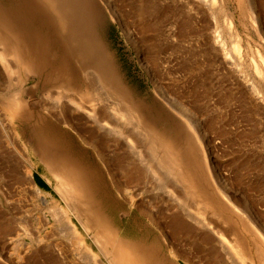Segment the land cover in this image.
Instances as JSON below:
<instances>
[{"label":"rangeland","instance_id":"1","mask_svg":"<svg viewBox=\"0 0 264 264\" xmlns=\"http://www.w3.org/2000/svg\"><path fill=\"white\" fill-rule=\"evenodd\" d=\"M222 1L215 4L217 22L215 25L209 22L207 32L210 34L209 30L215 28L226 41L224 11L231 16L232 25L247 48L242 66L247 77L258 81L264 97V73L263 78L257 76L251 64V58L257 59V52L264 55V0ZM102 5L99 0H77L73 7L64 5L62 16L49 0H0V264H177L167 258V251L158 247L159 230L148 214L155 217L157 209H162L197 232H202V227L189 216V209L195 210L197 197L184 191L179 170L168 156L170 152L163 151L162 145L147 133L149 125L164 134L175 142L174 153L179 149L181 155L183 137L189 134L184 119L158 96L153 81L166 86L172 94L191 89L194 96L209 104L208 124L215 131L212 141L217 139L213 142L212 157L224 176V185L230 195L236 194L235 198H239L236 200H240L247 186L250 192L256 189L251 199L261 208L260 215L264 218V194H260L262 188L264 192V99L255 96L249 99L248 87L225 75L219 58L204 45L207 36L196 24L199 15L189 13L184 3L141 0V14L133 21L134 26L132 22L129 24L130 29L114 20ZM220 6L223 11H219ZM173 24L176 25L174 36L169 32ZM191 24L198 31L188 27ZM145 36L151 41L149 49L155 48L153 65L146 52L148 48L142 53L139 49ZM146 66L155 69L154 80ZM91 89L97 95V104L116 102L119 108L113 117L111 111L104 114L106 118L100 117L106 126L117 120L120 130L117 134L121 135L113 139L107 134L98 135L103 152H96L84 139L89 124L85 115L67 109L69 97L89 105L87 93ZM11 93L18 95L19 108L22 105L23 110L28 106L37 108L38 116L30 124L35 123L43 148L50 144L58 151L43 152L45 160L54 155L57 164L79 173L86 190L84 195L89 200L87 206L73 201L66 191L63 194L62 187L66 188L61 178L46 167L44 159L26 152L30 146L21 133L14 138L18 131L24 130L26 134L27 122L10 121L7 108L13 105ZM128 130L133 137L132 152L118 141L126 137ZM21 143L26 145L25 152H16L23 147ZM198 153L208 181L210 178L215 186L208 156L203 158L205 152ZM182 168L184 174L191 175L184 164ZM28 169L39 193L27 179ZM113 181L126 189V195L133 196V204L117 191ZM172 183L178 186L175 193L179 202L173 201L167 192ZM219 197L216 193L211 199ZM94 209L96 215L84 214ZM241 226L235 225L244 237L246 231ZM102 227L110 229L111 238L115 244H121V249L113 247L108 239L107 245L99 242ZM146 239L153 246L150 250L144 246ZM133 245L140 247L139 255L152 260L132 263V257L137 254L132 251ZM253 250L264 257L263 244ZM121 252L131 261L127 263L124 259L120 263L117 254ZM180 252L183 258L194 262L186 252ZM178 261L185 264L181 258Z\"/></svg>","mask_w":264,"mask_h":264},{"label":"bare ground","instance_id":"2","mask_svg":"<svg viewBox=\"0 0 264 264\" xmlns=\"http://www.w3.org/2000/svg\"><path fill=\"white\" fill-rule=\"evenodd\" d=\"M49 1L52 3L54 10L57 11L58 14H61L63 16L64 15L63 14L64 5H69V7H73L72 5H74L77 0H49ZM99 1L101 2V4H103L102 6H104L107 9V11H109V14L114 18V20L121 23L125 29H127V27L130 26L129 24L131 22L133 23L134 21L135 23V21L139 19V14H141V9H142L141 0H99ZM176 1L184 3L187 6V9H188L187 11L189 13L194 14V15H199L197 16L198 22L196 24H198V29H200L203 32L204 36L205 37L207 36L206 41H204V45L206 46V48H208L209 51L211 50V52H213V54L216 56V59L219 58L218 59L219 65L224 69L225 75L232 77V79L235 80L236 83L239 85L240 83L241 84L244 83L248 87L247 95L249 99H252L253 98L252 96H255L256 98H259V99H264L263 95H261V89H260L261 87L258 81L254 79L253 77H247L244 67L242 66L243 55L247 52V48L245 47L246 44L243 45L242 36L237 31V29L234 28L235 25L234 26L232 25L233 22H232L231 16H229L228 13L224 11L225 14H227L225 18V22H226L225 24H227V29H226L227 35L225 34L227 38L226 41L223 39L220 33L216 31L215 28H212L209 30L210 34L207 32V29L209 28L208 23L212 22L215 25L217 22L216 21L217 12L214 10L217 0H176ZM220 2H223V1L220 0ZM222 4L224 5V3ZM223 10L224 8L222 9V7L220 6L219 11H223ZM206 18H209L208 19L209 21L206 20ZM134 23L131 26H134ZM73 26L75 29L77 28L75 25ZM188 27H193L195 30L197 29L196 26L194 27V24H191ZM175 29H176L175 24L169 27V32L173 36H174V32L176 31ZM134 30L132 28V31ZM187 31L188 30L186 29V33H188ZM191 31L193 32V30ZM77 33L79 35V32ZM133 35L134 34H132L131 36ZM137 37H139V34L137 35ZM149 41H150V38L148 39V37L145 36L144 42L140 43L141 47L139 49L141 53L143 51H146L145 50L146 48L149 49ZM148 49L146 52H148L149 57H150V63L151 65H153L152 62H153V58L155 55V48L152 50L149 49L150 51ZM10 62L12 61L10 60ZM251 64H252L254 73L257 76L263 78L264 55L257 52V59L254 60L251 58ZM98 66L99 67L101 66V63L99 60H98ZM150 66H146V68L148 69V71L150 72L154 80L155 79L154 74H156V71ZM99 69L101 70V68ZM106 81H109V80L106 79ZM153 82H154V89L156 93L158 94V96L175 113H177L184 119V122L188 129L189 134H186L183 137V141H182L183 154L181 155V152L179 151V149H176L174 153L173 148H175L174 146H176V144L174 145L175 142H172L166 139L164 137L165 136L164 134L158 132L157 130L153 129L149 125L146 126V130L148 131L147 133H149L150 136L154 138V140L156 139V141H158V143L162 145L164 149L163 151L168 152V153L170 152L168 156H170L171 160L170 159L169 160L173 161V164H174L173 167L177 166L179 170L178 171L179 178H180L179 180L184 184V188H183L184 191L187 192L190 196L197 197V199L195 200L196 207L195 205L192 206V207H195V210L190 211L189 209L190 207L189 208L187 207V208L189 209L190 218L193 219L191 220L194 221L196 224H198V226L202 227V232H197L194 229V227L190 226V224L188 225L184 220H181L176 215L169 216L162 209L160 210L157 209L156 211L157 216L154 217L152 216L153 214L152 215L148 214V215H149V219L151 220V222L159 230L157 237H156V242H157L158 247L159 248L162 247V249L167 251L166 253L167 258L171 259V261L174 260V262L177 264H180V262L178 261L180 258L185 261V264H193V263L194 264H264V261H263L264 257L261 256L258 251L253 250V249L258 248V246L261 244H263L264 246V218L263 216H261L262 214L260 215L261 208H259L257 204L255 205L251 199L253 196H255L256 189H255V192L253 191L250 192L247 190V187L249 186L246 187V190H244L245 188L244 189L242 188L243 191L241 190L242 192H241V195L239 196L240 200H236V198H238V197L235 198L236 194L230 195L228 193L224 185V181L222 179L224 176H222L221 173L218 171L217 165L215 164L213 157H212V152H214V146H215L213 142H215L217 139L215 141H212V136L214 135V134L212 135V133H214L215 131L213 132V127H210V125L208 124L207 118L211 112L209 104L206 103L204 99L202 98L198 99L196 96H194L191 92V89L187 90L186 88L184 92L182 93L179 92L178 94H172L169 90L166 89V86H161L157 84L155 81ZM198 87H201V86H198ZM90 91H91L90 94L87 93V98H88L87 100L89 101V105L84 106L81 104L82 103L81 100L75 101L74 99L73 101L72 97H69L70 102H68L69 104L67 105V107L69 108L67 109H69L70 112H73V113L79 112L82 115L83 114L85 115V119L86 121L89 122V124H87L88 128L86 129V133H87L86 136L88 138H86L85 136L84 139L87 143L93 146L96 152H103L99 147V143L97 139L98 135L107 134L111 137V138L109 137L110 139H113L114 136L116 135L117 136H121V135L117 134V133H120L119 128L117 129V126H116V124H118L117 120L113 118L115 121L114 120L111 121L112 125L106 126L105 123L101 122L100 117L110 111H111L110 113H112V116L110 117H113L114 112L117 113L119 111V108L116 107V102H113V105L97 104L99 103L98 100H96L97 95L95 94V92L93 93L92 89ZM204 92H206V89H204ZM11 94L12 95H9V97L14 106L12 105V107L7 108V110H9L10 121L13 123L14 121L17 120L18 122H20L19 124H21V122H27L26 127H25L26 134L24 130L20 132L18 131V133H15L14 138L17 139L16 136H18V134L21 133V135L25 138L26 143L30 146V148H28L26 152H33V154L35 153L38 159L41 158L42 160L43 159L45 160L46 155L43 152H58L56 151V148L51 147L50 144H48V148L47 147L43 148V144H42L43 139L39 137L35 123L32 121L30 124V121L33 120L36 116H38L37 108H34L33 106H28L27 109L23 110L24 105L20 106L19 108L18 104H20V101L17 97L18 95L15 93H11ZM117 98L115 99L117 100ZM102 102L105 103V100ZM110 105L112 109L109 107ZM62 113L64 114L63 117H66L64 110H62ZM127 116L130 117V114ZM81 117L82 116H80L79 118ZM70 119L71 118H69V120ZM125 125L123 124V127ZM1 126H3V123ZM14 126L17 127L15 123H14ZM130 131L131 130H128L126 137L124 136L123 139L118 138V141L121 140L124 143L125 147H127L128 152H132V148H133L132 147L133 137ZM148 138L147 140L145 139L146 143L148 141ZM152 141L153 139L150 140V142ZM21 144L23 147H21L20 150H17L16 152H25L26 145H24L23 143ZM198 152H205L203 153V158L208 156V159L210 161V172L212 174L211 176L215 180L214 181L215 186L210 181V178L208 181L207 174H206L207 172L206 167H204L202 159ZM47 158L48 159L45 160L46 167L51 172L55 171L56 176H59L61 178L60 181L66 188L64 190L61 185L59 186V187H62L63 194H65L64 191H66V194L68 195V197L72 198L73 201L76 200L78 204L84 202L87 206V201L89 200L86 199L84 195L86 190L82 184V180L79 177V173L75 171L74 169H70L69 167L64 166L63 164H57L56 157L54 155H51L50 157H47ZM102 159L105 160L103 157ZM26 160L30 161L29 158H26ZM105 163L110 169L108 162H105ZM182 164H184L186 169L191 172V175H189L190 177L188 176V174H184L182 172V169H183ZM240 169H242V167ZM231 172L233 173L232 170ZM25 173H26V176L29 182H31V187L33 188V190L39 193V187H37L36 184L33 183L31 170L28 169L26 170ZM257 182L258 181H255V183ZM114 185L116 186V189L119 193H123V197L127 201H129L130 203L132 202V204L135 202L133 196L131 197L130 195H126L125 188L121 187L120 185L115 184V182H114ZM171 186L172 188H166L168 189L167 192L169 193V196H171V199L173 201L179 202L177 198V194L175 193L179 191L177 188L178 186L176 187L174 183H172ZM179 187L181 188V186ZM255 188L258 189L259 187L256 185ZM128 193H130V191ZM216 193L219 194L220 197L214 200L211 199V197L215 196ZM260 194L261 195L264 194L263 188L261 189ZM96 210L94 209L92 213L84 212V214L91 216L94 213V215H96L97 214ZM207 213L209 214V216H207L208 215ZM213 216L216 218L217 221L214 220L215 218L212 219ZM238 222L242 225L241 226L242 229L246 231L244 237H242L243 235L242 233L237 232L238 228H236L235 225L239 224ZM111 234L112 232H110V229L102 227V232L98 235L99 237L97 236L99 242L102 244L106 243L107 245V239H108L109 241L113 243V247L115 248L119 247L121 249L122 248L120 246L121 244H115V240L114 238H111L112 237ZM144 246L147 247V249L149 250L153 248V246L148 241L146 242V244H144ZM139 249H140L139 246H136V245L132 246V251L136 253ZM180 250L183 251V253L186 252L187 253L186 255L193 257L194 262H189L188 259L183 258V255L181 254ZM117 255L119 256L117 260H119L120 263L124 259H125V262L127 263L128 261H131V258L129 256H126L123 252H121V255L120 253H118ZM151 260H152V257H145L143 255H139L138 253L132 257V263L134 262L139 263L140 261L149 262Z\"/></svg>","mask_w":264,"mask_h":264}]
</instances>
